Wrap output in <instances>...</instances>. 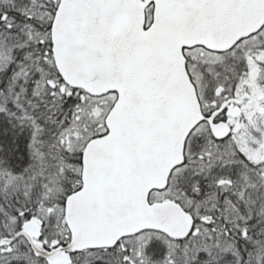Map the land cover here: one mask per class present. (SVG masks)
I'll use <instances>...</instances> for the list:
<instances>
[{
  "label": "snow or ice",
  "instance_id": "snow-or-ice-1",
  "mask_svg": "<svg viewBox=\"0 0 264 264\" xmlns=\"http://www.w3.org/2000/svg\"><path fill=\"white\" fill-rule=\"evenodd\" d=\"M0 264H264V0H0Z\"/></svg>",
  "mask_w": 264,
  "mask_h": 264
}]
</instances>
